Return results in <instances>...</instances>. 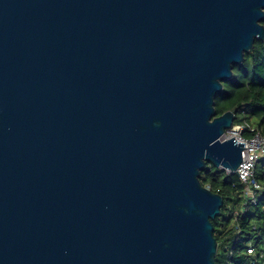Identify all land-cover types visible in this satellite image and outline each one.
<instances>
[{
    "label": "water",
    "instance_id": "95a60500",
    "mask_svg": "<svg viewBox=\"0 0 264 264\" xmlns=\"http://www.w3.org/2000/svg\"><path fill=\"white\" fill-rule=\"evenodd\" d=\"M263 20L264 0H0V264H216L200 174L243 161L215 98Z\"/></svg>",
    "mask_w": 264,
    "mask_h": 264
},
{
    "label": "trees",
    "instance_id": "16d2710c",
    "mask_svg": "<svg viewBox=\"0 0 264 264\" xmlns=\"http://www.w3.org/2000/svg\"><path fill=\"white\" fill-rule=\"evenodd\" d=\"M233 72L215 98L216 115L233 111V125L248 121L264 135V41L256 39L253 48L245 52L244 61L234 65ZM255 177L264 187V158L256 164ZM200 180L224 198L220 216L212 220L218 241L216 264H264V194L256 204L246 202L245 185L238 175L210 163L201 172ZM250 247L253 254L248 253Z\"/></svg>",
    "mask_w": 264,
    "mask_h": 264
},
{
    "label": "built area",
    "instance_id": "2783aa9c",
    "mask_svg": "<svg viewBox=\"0 0 264 264\" xmlns=\"http://www.w3.org/2000/svg\"><path fill=\"white\" fill-rule=\"evenodd\" d=\"M250 133L251 135H246ZM234 138L237 141L244 142L243 161L240 164L237 174L239 179L245 185L244 197L246 202L256 204L259 196L264 194V187L255 177V168L258 161L264 158V135L256 130L255 125L248 121H242L232 125L223 135V139ZM229 173L231 171L227 170ZM245 212V209H242ZM237 216L239 213H235ZM248 253L253 254L254 249L249 248Z\"/></svg>",
    "mask_w": 264,
    "mask_h": 264
}]
</instances>
